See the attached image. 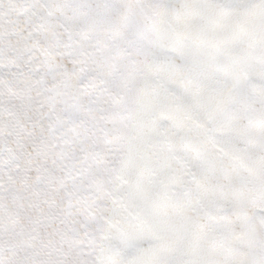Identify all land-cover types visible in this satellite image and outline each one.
Wrapping results in <instances>:
<instances>
[{
  "label": "snow or ice",
  "instance_id": "6c2138e0",
  "mask_svg": "<svg viewBox=\"0 0 264 264\" xmlns=\"http://www.w3.org/2000/svg\"><path fill=\"white\" fill-rule=\"evenodd\" d=\"M0 264H264V0H0Z\"/></svg>",
  "mask_w": 264,
  "mask_h": 264
}]
</instances>
